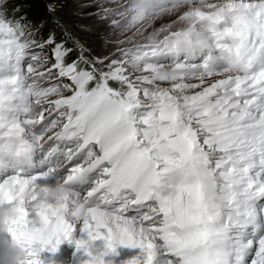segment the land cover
<instances>
[{"label":"snow or ice","instance_id":"6c2138e0","mask_svg":"<svg viewBox=\"0 0 264 264\" xmlns=\"http://www.w3.org/2000/svg\"><path fill=\"white\" fill-rule=\"evenodd\" d=\"M0 254L264 264V0H0Z\"/></svg>","mask_w":264,"mask_h":264},{"label":"clouds","instance_id":"9594fccd","mask_svg":"<svg viewBox=\"0 0 264 264\" xmlns=\"http://www.w3.org/2000/svg\"><path fill=\"white\" fill-rule=\"evenodd\" d=\"M0 264H5L2 254H0Z\"/></svg>","mask_w":264,"mask_h":264},{"label":"trees","instance_id":"16d2710c","mask_svg":"<svg viewBox=\"0 0 264 264\" xmlns=\"http://www.w3.org/2000/svg\"><path fill=\"white\" fill-rule=\"evenodd\" d=\"M74 10H75V9H73V8H71V7H70V9H69L70 12H71V11H74ZM35 11H38V10H34V12H35Z\"/></svg>","mask_w":264,"mask_h":264}]
</instances>
